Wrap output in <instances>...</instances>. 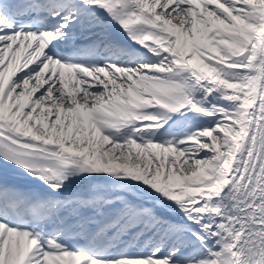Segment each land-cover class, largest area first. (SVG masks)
Masks as SVG:
<instances>
[{
	"label": "snow or ice",
	"instance_id": "6c2138e0",
	"mask_svg": "<svg viewBox=\"0 0 264 264\" xmlns=\"http://www.w3.org/2000/svg\"><path fill=\"white\" fill-rule=\"evenodd\" d=\"M0 264H264V0H0Z\"/></svg>",
	"mask_w": 264,
	"mask_h": 264
}]
</instances>
